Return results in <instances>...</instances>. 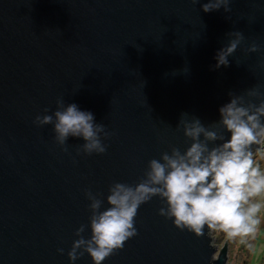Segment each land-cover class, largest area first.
<instances>
[{"label":"water","instance_id":"1","mask_svg":"<svg viewBox=\"0 0 264 264\" xmlns=\"http://www.w3.org/2000/svg\"><path fill=\"white\" fill-rule=\"evenodd\" d=\"M206 2L0 0V264H93L87 253L68 257L89 224L86 193L103 211L111 185H135L151 159L188 147L182 113L207 126L230 92H264V0L208 13ZM235 31L244 40L216 68ZM60 99L105 126V153L84 154L82 138L60 146L54 125L35 123ZM162 206L141 205L137 234L102 264H228L226 244L218 249L206 228L199 238L176 229Z\"/></svg>","mask_w":264,"mask_h":264},{"label":"clouds","instance_id":"2","mask_svg":"<svg viewBox=\"0 0 264 264\" xmlns=\"http://www.w3.org/2000/svg\"><path fill=\"white\" fill-rule=\"evenodd\" d=\"M194 4L200 0H192ZM232 0H207L205 13L230 11ZM234 39L216 55V68L227 67L244 40L242 32L229 33ZM259 51L253 44L247 50ZM230 102L219 109L220 119L205 126L199 118L182 113L176 127H182L188 147L181 151L171 147L159 159L148 162L144 177L135 185L114 183L110 186L106 203L92 192L88 225H81L79 237L68 252L76 261L87 253L93 264H102L134 237L135 217L141 205L158 197L164 204L159 215L173 221L178 230H187L199 238L207 231L220 232L230 240L247 243L257 235L264 214V167L257 164L255 154L264 145V92L253 88L244 95L229 93ZM259 101V103H257ZM48 109H45V113ZM38 126L54 125L55 140L63 146L69 137L82 138L86 155L103 154L102 142L110 135L103 124L95 123L93 113L81 111L76 104L65 106L57 101L52 115L37 116ZM227 137V138H226ZM254 146H256L254 148ZM90 228L91 236L82 235ZM63 253V249L59 250Z\"/></svg>","mask_w":264,"mask_h":264},{"label":"rangeland","instance_id":"3","mask_svg":"<svg viewBox=\"0 0 264 264\" xmlns=\"http://www.w3.org/2000/svg\"><path fill=\"white\" fill-rule=\"evenodd\" d=\"M261 152L255 154L257 164L264 167V145L261 146ZM210 236L213 244L220 249L224 244L227 245V263L228 264H264V214H262V223L254 239L247 243L239 240L230 241L223 233L211 232Z\"/></svg>","mask_w":264,"mask_h":264}]
</instances>
